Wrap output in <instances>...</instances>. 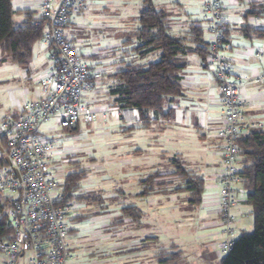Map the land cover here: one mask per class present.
Listing matches in <instances>:
<instances>
[{"label":"crops","instance_id":"obj_1","mask_svg":"<svg viewBox=\"0 0 264 264\" xmlns=\"http://www.w3.org/2000/svg\"><path fill=\"white\" fill-rule=\"evenodd\" d=\"M41 1L13 0L20 25L29 17L37 19ZM109 1L115 3V0H87L90 9L87 8L73 18L66 29V36L75 47V31L84 26V16L93 9L100 10ZM140 1L142 8L139 16L143 9ZM152 1L157 11L167 15L174 36L188 41L189 47L208 46L204 0ZM222 3L227 26L226 56L232 64V80L237 83L247 82L240 88V95L246 103L243 120L245 124L264 123V36L258 33L264 31V0H222ZM122 4L125 6L127 2ZM138 29L139 26L136 32ZM196 29L202 31L201 43H195L196 38L189 37ZM135 35V41L123 40L119 44L117 54L109 52L103 58L90 56L95 63L91 67L94 87L84 96L90 110L116 108L118 97L112 91L120 86L117 77L120 72L129 67H146L159 61L160 52L146 55V49L137 51L143 43L137 41ZM78 52L84 56L81 51ZM9 56V59L1 60L2 64L10 65V68H4V72L10 75L0 78V87L5 86L4 94L8 100L7 109L0 108L3 111L0 121L8 116L20 115L27 102L42 99L38 86L48 77L50 67V48L42 40L33 45L31 59L26 65L17 63ZM181 60L185 64L181 72L182 95L170 100L160 112H148L146 120L135 109L123 120L115 111H109L106 119L102 118L105 122L115 120L118 124L119 188L112 189L104 183L111 181L110 175L100 173L103 168L96 164L91 152L87 156L92 163V170L96 168L100 174L97 179L87 167H82L79 155L85 154L83 149L56 146L53 169L56 173L68 170L64 176L59 175L62 181L69 175L84 173L69 201L72 207L68 216L71 230L68 244L73 256L71 264H85L87 259L84 256L96 255L98 259L93 260V264H150L142 260V257L147 254L152 257L148 244L159 239V220L165 212L176 209L173 203L179 202L182 195H185L189 216V229L185 230V235L193 233L192 237H185L189 244L187 246L200 244L201 258L204 260L219 256L220 245L224 241L222 216L218 207L224 147L219 132L225 123L221 106L222 92L207 63V57L203 58L193 52L182 55ZM81 123L91 124L81 121L71 130H59L50 123L43 131L55 141L78 136L81 138ZM109 127L106 126L107 129ZM169 155L173 156L171 160H167ZM175 161H180L185 170L203 180L198 204L191 202L190 192L186 190L188 179L176 174ZM244 165L245 160L241 154V170ZM165 166L171 170L161 173ZM154 174H159V177L149 180L148 177ZM236 189L240 203L233 213L236 218L235 227L240 235L245 232L244 228L252 226V208L247 203L242 181L236 184ZM167 195L169 198L164 199ZM139 232L143 236H138ZM194 235L196 240H191ZM179 247L172 244L167 252H163L171 256L165 259H169L165 264L171 261L177 264L180 261L183 251ZM175 253H180V258L170 260ZM159 256L153 255L159 263H164L161 260L163 257Z\"/></svg>","mask_w":264,"mask_h":264},{"label":"built area","instance_id":"obj_2","mask_svg":"<svg viewBox=\"0 0 264 264\" xmlns=\"http://www.w3.org/2000/svg\"><path fill=\"white\" fill-rule=\"evenodd\" d=\"M203 7L209 34L207 63L222 92L225 120L219 132L224 147L218 207L224 235L220 252L228 254L239 236L233 213L240 203L236 184L242 181L238 141L246 132L264 129V123L243 120L246 103L240 88L247 82L232 80L222 0H204ZM86 9L87 0L41 1L36 24L43 27L42 41L50 48L48 77L38 86L42 99L27 102L20 115L0 121V207L10 231L0 238L2 264H69L73 257L68 244L72 207L65 202V181L53 169L54 139L44 134V127L54 123L59 130L75 128L98 115L106 119L109 111L123 120L133 110L93 111L85 104V94L94 87L93 73L66 29Z\"/></svg>","mask_w":264,"mask_h":264},{"label":"trees","instance_id":"obj_3","mask_svg":"<svg viewBox=\"0 0 264 264\" xmlns=\"http://www.w3.org/2000/svg\"><path fill=\"white\" fill-rule=\"evenodd\" d=\"M142 3L143 9L138 20L139 29L135 36L143 45L138 47L137 51L146 49L144 52L146 55L160 52V59L146 67H129L120 72L117 76L120 86L112 93L118 97L116 107L135 109L139 116L146 120L148 112L158 113L170 100L182 95L181 72L185 64L181 56L194 52L206 58L209 49L208 46L189 47L188 41L172 34L167 15L157 11L152 0H142ZM262 14L264 15V12ZM14 15L13 0H0V47L9 53L14 61L26 65L31 59L33 45L43 38V27L37 25L32 17L27 18L22 25H16ZM201 33L202 31L196 29L195 35L189 37L196 38L195 43H201ZM258 33L264 36V31ZM71 129L73 128L65 130ZM238 144L245 160L240 177L247 193V203L252 208L254 230L251 233H241L234 240L229 253L222 257L220 264H264V131H250L242 135ZM175 167L177 175L188 179L186 190L190 192L191 202L198 204L203 180L185 170L180 161H175ZM83 176L84 173L67 176L65 202L69 203L71 193L77 189V182ZM157 177L159 174L149 176L148 179ZM3 211L4 208L0 207V238L10 232L6 227ZM166 255L161 253L159 257ZM172 255L170 260L180 258V253ZM161 260L164 263L169 261L163 258Z\"/></svg>","mask_w":264,"mask_h":264},{"label":"rangeland","instance_id":"obj_4","mask_svg":"<svg viewBox=\"0 0 264 264\" xmlns=\"http://www.w3.org/2000/svg\"><path fill=\"white\" fill-rule=\"evenodd\" d=\"M124 1L127 2V5L125 6L122 4ZM87 8L90 9L88 6ZM141 8L140 0H115V3H111L109 1L107 5L100 10L94 11L93 9V11H88V13L84 16L85 24L83 27L76 29L75 37L76 47L78 48V51H81L84 55L83 57L90 67L95 66V63H93L90 59L91 55L103 58L109 52H116L117 54V48H119V44L123 40L131 39L135 41L134 35L136 33V28L139 26L137 21ZM14 22L16 25H20L19 17L17 15L14 17ZM133 47H135V45ZM9 58V54L4 51L2 47H0V78L2 79L10 75L4 72V68H10V65L2 64L1 60ZM8 72H11V70H8ZM4 91L5 86L0 87V108L6 110L8 100L7 96L5 97ZM2 112L3 111L0 110V117ZM51 125H54V123ZM106 126H110L109 129H107ZM117 126L118 124L115 120L105 122L101 115H98L97 119H95L90 125L81 123L80 133H83L82 136L84 135L87 139L85 137L81 136L80 138V136H78L75 138H68V140H54V142L56 146L67 145L72 148L83 149L85 154L83 153L79 155L82 167H87L86 169L90 170L92 176L97 179L100 178V174L99 172H96V168V170H92V167L90 166L92 163L89 160V156H87V153L91 152L93 158L96 159V164L103 168V171L100 173H108L110 175L111 181L104 183L112 189H117L121 186V182L118 179L119 141ZM69 140L71 142H69ZM172 158L173 156L169 155L167 160H171ZM168 169L170 168L165 166L161 169V173H164V171H167ZM174 170L175 168L173 167V171ZM67 171L68 170L66 169L61 173H55L58 177H60V174H62L61 176H64ZM184 196L185 195H182L179 202L173 203V206H175L176 209L165 212L162 219L159 220V225L157 227V237H159V239L148 244L152 251V257H149V254H147V256L143 255L142 257V260H145L146 263L165 264L159 263L153 255H160V253L167 252V249L172 244L180 246L179 250L183 251L180 261L176 262L177 264H219V258L226 255L218 252L220 257L213 256L214 258L211 257L209 260H204L201 258L202 254L200 252V244L194 243V245H191L190 247L187 246L189 244H187V240L185 241V237H192L193 233L190 232L191 235H185V230L189 229V226L187 225L189 216L187 215V203ZM168 198L169 195L164 197V199ZM250 221L252 222V226L244 228L247 233H251L254 230L253 215L251 216ZM193 232L195 233V231ZM137 235L143 236L140 232ZM191 240H196L195 235L191 238ZM90 252L95 253L93 251ZM170 257L163 256L164 259ZM84 258L87 259L85 264H93V260L98 259V256H84ZM2 262L3 258L0 257V264H2ZM71 262L72 260L69 264H71ZM170 264L175 263L171 261Z\"/></svg>","mask_w":264,"mask_h":264}]
</instances>
